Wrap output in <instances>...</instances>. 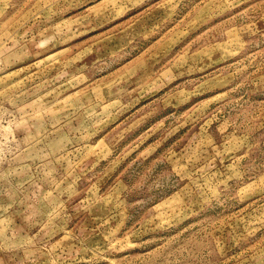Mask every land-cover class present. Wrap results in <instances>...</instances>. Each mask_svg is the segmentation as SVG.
<instances>
[{
	"label": "rangeland",
	"instance_id": "rangeland-1",
	"mask_svg": "<svg viewBox=\"0 0 264 264\" xmlns=\"http://www.w3.org/2000/svg\"><path fill=\"white\" fill-rule=\"evenodd\" d=\"M0 264H264V0H0Z\"/></svg>",
	"mask_w": 264,
	"mask_h": 264
}]
</instances>
